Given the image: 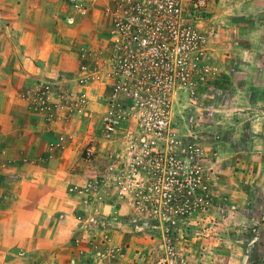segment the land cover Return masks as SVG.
Here are the masks:
<instances>
[{"label":"rangeland","instance_id":"obj_1","mask_svg":"<svg viewBox=\"0 0 264 264\" xmlns=\"http://www.w3.org/2000/svg\"><path fill=\"white\" fill-rule=\"evenodd\" d=\"M193 1L182 0V7L198 30L179 34L178 43L197 42L198 65H208L209 71L193 98L184 91L173 104L171 132L178 141L173 163L167 155L140 168L128 193L111 182L88 197L95 199L91 205L76 200L68 220L41 225L36 249L27 246L21 256L10 252L8 264H264V192L253 190L242 202L235 194L228 202L224 188L230 182L244 185L237 177L239 161L229 163L226 155L238 144L226 145L224 139L233 126L229 121L239 116L247 74L262 75L252 83L264 95V0L250 9L244 0H209L198 17L192 15ZM108 4L94 3L95 15L72 24L62 18L61 37L73 43L78 65L102 53L109 35ZM230 105L235 106L231 111ZM88 111L95 124L81 120L88 137L78 153L84 163L81 184L102 174L106 163L105 147L90 164L83 161L84 148L99 143L102 133L100 111Z\"/></svg>","mask_w":264,"mask_h":264},{"label":"crops","instance_id":"obj_2","mask_svg":"<svg viewBox=\"0 0 264 264\" xmlns=\"http://www.w3.org/2000/svg\"><path fill=\"white\" fill-rule=\"evenodd\" d=\"M88 1L92 5L82 19L96 14L93 5L100 0ZM244 1L250 2L246 4L250 9L256 0ZM70 2L0 0V264H8L10 252L21 256L27 246L36 249L40 226L60 217L68 220L79 201L68 188L83 180L84 163L78 153L88 137L81 120L95 124L88 110L100 111L97 88L88 92L90 100L79 111L69 112L55 101L39 109L35 101L38 81L53 82L58 88L83 87L75 77L76 48L61 37L62 18L73 13ZM261 76L246 75L239 116L229 121L233 126L225 135L226 145L238 144L226 155L229 163L239 161L237 177L244 184L234 187L230 182L228 190L224 187L228 202L235 194L242 202L253 190L261 196L264 192V95L252 83Z\"/></svg>","mask_w":264,"mask_h":264},{"label":"built area","instance_id":"obj_3","mask_svg":"<svg viewBox=\"0 0 264 264\" xmlns=\"http://www.w3.org/2000/svg\"><path fill=\"white\" fill-rule=\"evenodd\" d=\"M108 2L109 35L102 53L90 63L80 62L76 71L82 89L38 81L35 99L39 109L55 101L69 112L79 111L90 100L86 88H97L101 139L84 148L83 161L90 164L105 147V168L97 178L68 188L84 206L92 204L95 199L88 197L106 183L117 184L120 192L128 193L131 178L140 168L167 155L173 163L172 152L178 143L171 132L173 104L182 99L184 91L193 98L194 89L206 82L209 71L208 65L204 69L198 65L197 42L178 43L179 34L198 30L185 19L182 0ZM193 2L192 15L205 14L209 0ZM69 5L73 13L65 17L68 24L89 11L83 0H71Z\"/></svg>","mask_w":264,"mask_h":264}]
</instances>
